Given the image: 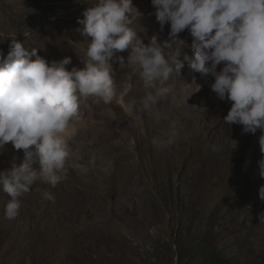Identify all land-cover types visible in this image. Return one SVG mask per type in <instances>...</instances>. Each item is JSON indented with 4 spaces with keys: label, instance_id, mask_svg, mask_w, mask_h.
I'll return each mask as SVG.
<instances>
[{
    "label": "rangeland",
    "instance_id": "374dc122",
    "mask_svg": "<svg viewBox=\"0 0 264 264\" xmlns=\"http://www.w3.org/2000/svg\"><path fill=\"white\" fill-rule=\"evenodd\" d=\"M95 3L0 0V54L6 57L15 39L49 63L70 57L67 70L83 69L91 38L80 34L78 19ZM132 5L139 13L132 10L133 27L145 45L153 35L169 40L170 25L161 29L151 0ZM179 38L186 41L183 61L193 56L192 38L187 30ZM128 54L118 53L125 63ZM183 63L165 85L177 99L169 95L151 114L135 117L126 101L154 89H145L130 65L112 64L116 96L105 106L99 97L81 104L61 181L52 187L37 180L14 219L5 217L9 197L0 190V264H264V179L247 177L249 199L236 184L248 170L259 174L261 133L242 134V126L225 123L231 103L211 90L210 75ZM193 79L199 92L186 85ZM173 122V142L155 146L153 139L166 137ZM13 158L19 165L24 154L9 142L0 148V171L10 169Z\"/></svg>",
    "mask_w": 264,
    "mask_h": 264
},
{
    "label": "clouds",
    "instance_id": "9594fccd",
    "mask_svg": "<svg viewBox=\"0 0 264 264\" xmlns=\"http://www.w3.org/2000/svg\"><path fill=\"white\" fill-rule=\"evenodd\" d=\"M151 6L161 29L170 25L169 40L163 43L158 35L148 45L138 38L132 0H96L87 8L78 19L80 34L91 38L83 69L67 70L70 57L49 63L37 48L15 39L7 56L0 54V148L10 142L24 154L19 165L13 158L11 168L0 171V190L9 197L7 219L19 215L20 198L37 180L52 187L61 181L72 156L69 128L82 101L99 97L108 104L116 96L113 63L130 65L145 89H154L126 101L132 117L140 111L151 114L169 95L177 99L175 90L165 85L184 67L183 61L192 71L210 75L211 90L231 103L223 121L242 126V134L261 133L258 167L264 179V0H151ZM185 30L192 38L193 56L184 55L181 61L186 41L179 34ZM124 51L129 53L127 63L118 55ZM186 85L201 90L195 79ZM177 134L173 122L166 137L154 138L153 144L167 147ZM232 141L235 149L238 142ZM44 198L54 200L49 192ZM259 198L264 202V185ZM259 219L264 221V213Z\"/></svg>",
    "mask_w": 264,
    "mask_h": 264
},
{
    "label": "bare ground",
    "instance_id": "6f19581e",
    "mask_svg": "<svg viewBox=\"0 0 264 264\" xmlns=\"http://www.w3.org/2000/svg\"><path fill=\"white\" fill-rule=\"evenodd\" d=\"M82 103H83V101H82ZM81 103V104H82ZM100 103L103 105V106H105V105H107V104H105L104 102H103V100H101L100 99ZM222 112V111H221ZM229 168V167H228ZM229 171V170H228ZM230 172V171H229ZM232 172V171H231ZM245 172V171H244ZM224 174H229V173H227V168H226V170H224ZM248 176H256V178H257V180H259V179H262L261 177H260V175L258 174V175H253V171L252 170H248V171H246V173L242 176V180H240V181H237V185H243L244 187V191H245V196L247 197V199H249L251 196H250V189H248L247 187H248V183H247V177ZM236 179H238L237 177H234L233 178V180L235 181ZM260 185V184H259ZM262 185H264V182H262ZM258 186L257 185H253V191H256V192H258ZM253 198V197H252ZM257 199H258V197H257ZM252 200V199H251Z\"/></svg>",
    "mask_w": 264,
    "mask_h": 264
}]
</instances>
